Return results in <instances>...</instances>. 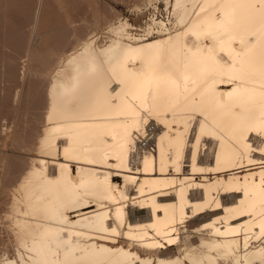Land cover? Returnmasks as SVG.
<instances>
[{"label":"bare ground","instance_id":"bare-ground-1","mask_svg":"<svg viewBox=\"0 0 264 264\" xmlns=\"http://www.w3.org/2000/svg\"><path fill=\"white\" fill-rule=\"evenodd\" d=\"M175 5L58 71L1 264H264V0Z\"/></svg>","mask_w":264,"mask_h":264},{"label":"rangeland","instance_id":"rangeland-1","mask_svg":"<svg viewBox=\"0 0 264 264\" xmlns=\"http://www.w3.org/2000/svg\"><path fill=\"white\" fill-rule=\"evenodd\" d=\"M181 9L175 0H0V264L17 256L11 185L28 153H38L50 83L67 58L87 41L103 47L119 30L133 37L158 35L160 23L174 30ZM154 128L151 122L140 147L154 149Z\"/></svg>","mask_w":264,"mask_h":264}]
</instances>
